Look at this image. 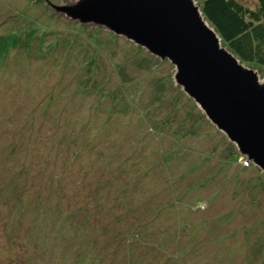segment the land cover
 I'll use <instances>...</instances> for the list:
<instances>
[{
    "label": "rangeland",
    "instance_id": "374dc122",
    "mask_svg": "<svg viewBox=\"0 0 264 264\" xmlns=\"http://www.w3.org/2000/svg\"><path fill=\"white\" fill-rule=\"evenodd\" d=\"M78 1L0 0V35L36 41L0 44V264H80L93 245L110 264L127 248L143 264H264V172L231 157L170 61L146 68L145 49L55 8Z\"/></svg>",
    "mask_w": 264,
    "mask_h": 264
},
{
    "label": "water",
    "instance_id": "95a60500",
    "mask_svg": "<svg viewBox=\"0 0 264 264\" xmlns=\"http://www.w3.org/2000/svg\"><path fill=\"white\" fill-rule=\"evenodd\" d=\"M55 8L170 61L176 84L264 172V81L222 46L195 0H79Z\"/></svg>",
    "mask_w": 264,
    "mask_h": 264
},
{
    "label": "trees",
    "instance_id": "16d2710c",
    "mask_svg": "<svg viewBox=\"0 0 264 264\" xmlns=\"http://www.w3.org/2000/svg\"><path fill=\"white\" fill-rule=\"evenodd\" d=\"M200 8H201V12L205 20L208 22L210 27L213 28L214 31L218 34V36L221 38L222 45L226 49H228L231 53H233L240 60V62L246 65L247 67L253 66V68H255L258 71H260L261 69H264V0H255L252 4L250 3L247 4L245 0H203L202 4L200 5ZM33 33L31 34L34 35ZM57 35L59 36L60 34H57ZM48 36H56V34L50 33ZM23 38L32 46L36 45V41H34L35 40L34 36L30 37L31 39L29 40L25 38V33H22L20 35H15L13 33H10L8 35H0V44L3 47V52L4 50L5 52H9V54L12 51L14 52L15 50H12L13 47L11 46V44L17 45L18 43H21ZM73 47H75V45ZM137 49L138 51H141V52H143L144 50L142 47H139V46L137 47ZM98 50H101V49L98 48ZM154 59L156 60L157 57L153 55L152 56L150 55V57L148 56L143 57V58H140L139 64L148 68L149 66H153ZM94 61L95 59H91L92 63L90 62V64L86 67L88 72H90L91 74L94 73V70L97 69V66H98L96 63H94ZM165 61L167 62L168 60H165ZM256 67H258V69ZM121 75H122L121 78L123 80L125 77L123 71H121ZM93 84L97 87L100 84L98 80L96 79V77L93 80ZM158 84L162 85L161 86L162 88H169V87L172 88V85L169 87H166L164 83L163 84L158 83ZM52 89L56 91V87L54 85L52 86ZM31 92L35 96V93L33 91ZM53 92L54 91H52V93ZM63 92L64 91H62V93ZM102 95H104V97H106L107 95L108 97L111 96V99L113 100V102H117L121 106H122V103L124 102L126 103L127 106L134 107V104H131L128 100L129 98L127 97V96L130 97L131 95L127 93L126 91L125 92L124 91L123 92L114 91L113 93L111 92L107 93V90L104 89L102 90ZM55 98H57L56 94L55 95L52 94L50 96V99H55ZM153 99H157L158 101H163L161 98L154 97ZM172 99L174 98L166 99V102L170 104ZM175 100L176 99H174V101ZM174 106L175 108H177L176 105ZM100 112L104 114V109L101 110ZM194 112L197 113L196 111ZM202 114L204 116H201L200 114H197V115L198 116L200 115L202 118L207 117V115L204 112H202ZM67 120L68 119L58 120V123H61L62 121L64 122ZM105 124L107 125V121L105 122ZM151 124L152 123H149L148 125H150L153 128V130H155L156 126L154 124L152 125ZM69 137L70 136H67L66 138H69ZM72 139H75V138H72ZM230 154H231V157H235L234 154L237 155L238 159L246 158L244 157V155H241L237 145L235 147V152L232 151ZM251 166L258 167L253 161L246 162V164L243 165V167H245L246 169ZM259 169L262 172V169L260 167ZM263 174L261 175V178L255 179L254 183L256 184L263 183L262 185L264 188V175ZM191 187L187 188V192H190L192 190ZM129 199L130 201L132 200V198H129ZM180 203H182V201H180ZM88 214L89 215L87 217V221H89L90 223V225L88 226L89 228L93 222V220L90 218V217H93L92 216L93 214L92 212H89ZM216 220H219V219H216ZM188 226H189L188 224H185L184 228L187 229ZM141 236L142 235H140L138 232L136 233V237H137L136 239H141L142 238ZM94 240L97 242L96 239ZM131 240L132 238L129 237V242ZM133 240H135V238H133ZM95 241L90 240L89 244L91 245L95 244L96 243ZM93 246H90L89 249L87 248L86 249L87 252L85 254L80 255V252H78L79 255H78V258L76 259L77 262L80 264H106V263L110 264L109 262H106L107 258H105V256L110 255L112 251H109L105 255L99 252H97L96 254L91 251L92 249L91 247ZM132 251L133 250L130 248L126 249V251L124 252L125 258L120 264H143L142 260L141 261L133 260L132 257H133L134 251L133 252ZM193 264H195L194 261H193Z\"/></svg>",
    "mask_w": 264,
    "mask_h": 264
}]
</instances>
